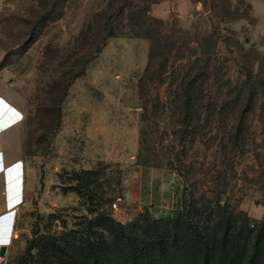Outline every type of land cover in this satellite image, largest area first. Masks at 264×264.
Listing matches in <instances>:
<instances>
[{"label": "rangeland", "instance_id": "obj_1", "mask_svg": "<svg viewBox=\"0 0 264 264\" xmlns=\"http://www.w3.org/2000/svg\"><path fill=\"white\" fill-rule=\"evenodd\" d=\"M109 2L0 0V95L25 104L34 176L4 264H93L111 219L136 230L167 219L178 190L205 225L264 220V0H158L155 42L116 17L52 104L63 72L103 38Z\"/></svg>", "mask_w": 264, "mask_h": 264}, {"label": "trees", "instance_id": "obj_2", "mask_svg": "<svg viewBox=\"0 0 264 264\" xmlns=\"http://www.w3.org/2000/svg\"><path fill=\"white\" fill-rule=\"evenodd\" d=\"M157 1L110 0L108 11L98 13V22L101 19H107V22L104 25L97 23L95 29L97 33H103V38L91 52L76 58L75 63L63 72L52 104H61L71 79L84 71L88 59L99 52L108 38L116 35V17L123 20L127 15L132 20L130 28L135 36L155 42L157 35L148 30L147 13L150 5ZM189 98L186 99L188 102ZM175 208L173 216L164 220L149 219L141 230L134 229V224L125 226L111 219L108 254L106 248L103 249L100 257L93 258V264H264V220L256 226L251 223L250 216H243L236 220L244 222L240 227L231 221L205 225L209 220L198 217L205 214V208L179 190ZM32 247L29 245L24 253L26 263ZM36 258H43L42 249Z\"/></svg>", "mask_w": 264, "mask_h": 264}, {"label": "crops", "instance_id": "obj_3", "mask_svg": "<svg viewBox=\"0 0 264 264\" xmlns=\"http://www.w3.org/2000/svg\"><path fill=\"white\" fill-rule=\"evenodd\" d=\"M24 115L19 94L0 95V250L6 247V258L33 190V167L25 154Z\"/></svg>", "mask_w": 264, "mask_h": 264}, {"label": "water", "instance_id": "obj_4", "mask_svg": "<svg viewBox=\"0 0 264 264\" xmlns=\"http://www.w3.org/2000/svg\"><path fill=\"white\" fill-rule=\"evenodd\" d=\"M164 217H165V214H159V216H158V218H164ZM0 255L1 256H5L6 255V247L5 246L1 247Z\"/></svg>", "mask_w": 264, "mask_h": 264}, {"label": "built area", "instance_id": "obj_5", "mask_svg": "<svg viewBox=\"0 0 264 264\" xmlns=\"http://www.w3.org/2000/svg\"><path fill=\"white\" fill-rule=\"evenodd\" d=\"M5 260H6V255L5 256L0 255V264H3Z\"/></svg>", "mask_w": 264, "mask_h": 264}]
</instances>
